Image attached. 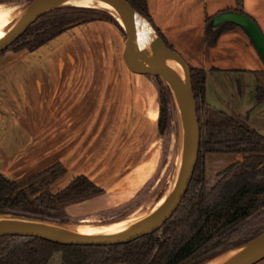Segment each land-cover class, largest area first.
Returning <instances> with one entry per match:
<instances>
[{"label": "crops", "instance_id": "0c3cea01", "mask_svg": "<svg viewBox=\"0 0 264 264\" xmlns=\"http://www.w3.org/2000/svg\"><path fill=\"white\" fill-rule=\"evenodd\" d=\"M147 1L168 42L189 66L207 70L209 104L231 114L248 113L247 122L264 135V102H256L264 59L257 47L242 27L222 31L214 45L205 40L206 16L236 7L238 0ZM243 8L264 33V0H243ZM116 27L108 21L84 23L35 51L10 50L0 57V172L23 182L62 163L67 171L55 187L84 174L105 188L100 196L70 205V213L86 204L91 209L112 189L128 200L153 171L141 153L129 159L133 166L128 168V160L119 157L131 147L128 140L153 144L159 107L152 99L143 111L141 87L127 88L116 67L106 66L114 54L110 33L121 44ZM121 55L125 62V44Z\"/></svg>", "mask_w": 264, "mask_h": 264}, {"label": "trees", "instance_id": "16d2710c", "mask_svg": "<svg viewBox=\"0 0 264 264\" xmlns=\"http://www.w3.org/2000/svg\"><path fill=\"white\" fill-rule=\"evenodd\" d=\"M128 1L176 51L154 22L148 1ZM223 12L243 14L256 22L245 12L243 0H238L236 7L207 15L205 40L209 45L217 42L222 31L241 27L228 21L214 28L213 19ZM92 21L111 22L125 33L108 10L65 5L43 14L11 50L35 51L66 30ZM190 69L201 130L199 156L180 206L160 230L130 242L107 245L60 244L39 237L4 235L0 236V264H206L264 232V135L247 122L248 113L231 114L211 106L207 70ZM155 79L159 87L158 129L163 135L172 131L173 97L165 80ZM256 102H264V84L257 87ZM209 153H235L241 158L209 178ZM66 171L62 163H56L23 182L0 172V212L70 224L73 220L68 207L104 194L105 188L80 174L66 186L52 190Z\"/></svg>", "mask_w": 264, "mask_h": 264}, {"label": "water", "instance_id": "95a60500", "mask_svg": "<svg viewBox=\"0 0 264 264\" xmlns=\"http://www.w3.org/2000/svg\"><path fill=\"white\" fill-rule=\"evenodd\" d=\"M69 1L33 0L29 8L24 11V15L17 25L0 38V54L5 53L19 43L43 14L56 7L73 5L69 4ZM102 1L109 5L110 8H97L108 10L125 30L124 58L129 69L138 74L161 77L170 87L180 115L182 133L186 139L183 157L179 161L167 192L159 199L162 202L155 212L144 221L127 230L117 232H85L69 228L68 226L71 224L48 222L41 219L0 212V236L20 235L39 237L60 244L75 245H107L130 242L160 230L164 223L176 212L189 188L198 161L201 139L190 66L181 54L167 46L157 33L148 47L139 49L136 43V17L141 14L137 12L128 0ZM115 14L120 17L122 22ZM228 21L238 24L247 32L264 59V33L259 25L246 15L236 12H223L213 19L212 26L218 28L221 24ZM167 56H173L177 59L180 75L163 64V60ZM250 246L252 247L224 264H256L263 260L264 232L245 245L231 251L239 252Z\"/></svg>", "mask_w": 264, "mask_h": 264}, {"label": "rangeland", "instance_id": "374dc122", "mask_svg": "<svg viewBox=\"0 0 264 264\" xmlns=\"http://www.w3.org/2000/svg\"><path fill=\"white\" fill-rule=\"evenodd\" d=\"M33 0H0L1 8H9L13 13H20L26 11L32 4ZM11 7V8H10ZM23 15V14H22ZM21 15V16H22ZM118 34L120 36L121 44L126 42V33L121 31L118 27ZM110 39L113 40L112 46L109 44L110 50L114 51L111 53L110 58L106 60V66H109L111 70L112 67H116L115 70L120 72L117 76L121 82H125L128 86L133 84H138L141 87L143 95V111L145 108H149L152 99L156 100L158 107L159 104V90L158 84L155 77L149 75H137L131 73L125 62L123 61L121 50V44L117 46L118 39L115 35L110 33ZM116 45V46H115ZM11 50V49H10ZM8 50V51H10ZM8 51L2 53L0 57L4 56ZM17 65V64H16ZM105 66V64H104ZM115 72V71H114ZM112 76V75H111ZM113 77V76H112ZM129 91H126L127 98L129 97ZM133 95V91H132ZM173 97V96H172ZM182 126L180 115L177 110L176 104L173 99L172 108V131L163 135H160L159 129L158 134L153 140V144L149 145L147 139H133L130 141V148L126 147V154L120 155L122 159L127 161L126 167H132L133 162L128 164L129 159L133 156L137 159V155L141 153V159L146 160L151 163L153 171L149 180L142 186L140 191H138L131 198L125 200L127 197H120L121 191L117 189H112L110 191V196L104 198L102 201L97 203L91 209L88 204L84 207H76L74 213H70L72 217L71 225H76L77 227H90L94 228L102 223H110L123 219H128L136 217L141 213L151 209L159 199L167 192L169 185L173 179V176L178 167L179 161L182 159ZM128 141L126 144L128 145ZM144 152H146L144 154ZM138 153V154H137ZM240 154L235 153H209L206 155V172L209 178H213L217 171L229 163L236 161V156ZM111 160L113 157L110 155ZM123 161V160H122ZM127 167V168H128ZM113 173V172H111ZM122 172H118L116 175L119 177ZM60 187L55 184L52 186V190L56 191ZM116 188V187H114ZM56 189V190H55ZM77 204V203H76ZM146 209V210H145ZM59 255L55 259V263L59 261ZM215 260V259H214ZM213 261V260H212ZM211 262V261H210ZM210 262L206 263L209 264Z\"/></svg>", "mask_w": 264, "mask_h": 264}, {"label": "bare ground", "instance_id": "6f19581e", "mask_svg": "<svg viewBox=\"0 0 264 264\" xmlns=\"http://www.w3.org/2000/svg\"><path fill=\"white\" fill-rule=\"evenodd\" d=\"M69 4L110 8V6L105 4L102 0H70ZM22 14L24 15L23 11L16 14L13 13V11L9 8L0 7V38H2L4 35L10 32L17 25V23L20 21V19L23 16ZM115 15L121 21L120 17L117 14ZM136 26H137V39H136L137 46L139 49H144L148 47L151 41L155 38L156 32L151 26V24L141 15H137L136 17ZM163 64L168 68H170L171 70H173L176 74L180 75L179 63L175 57L173 56L165 57V59L163 60ZM182 140H183L182 150L184 154L186 148V139L184 136ZM161 202L162 201H158L151 209H148V211L141 213L136 217L134 216L132 218L123 219L110 223H102L94 228L77 227L76 225H70L68 227L85 232H117V231L127 230L137 225L139 222L144 221L149 216H151L153 212H155V210L161 204ZM251 247L252 246L246 247L245 249L239 252H234V251L227 252L226 254L211 261L209 264H224L227 261L234 258L235 256H237L238 254H240L241 252H244L245 250H248Z\"/></svg>", "mask_w": 264, "mask_h": 264}]
</instances>
